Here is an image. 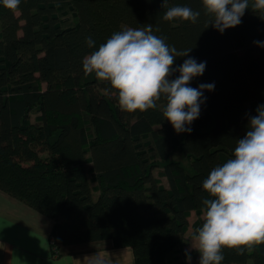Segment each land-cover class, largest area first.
<instances>
[{"label":"trees","instance_id":"obj_1","mask_svg":"<svg viewBox=\"0 0 264 264\" xmlns=\"http://www.w3.org/2000/svg\"><path fill=\"white\" fill-rule=\"evenodd\" d=\"M252 4L221 34L202 0L167 3L199 11L195 24L164 21L162 0H21L15 12L0 3V191L53 219L54 257L60 246L111 240L132 247L136 264H184L172 256L192 212L199 217L192 236L202 226L203 181L233 158L264 105V48L254 43L264 42V16ZM68 12L72 22L62 18ZM147 25L170 47L206 61L189 86L215 87L204 92L191 133L177 134L164 119L163 98L154 109L124 112L104 92L107 82L83 72L84 57L114 32ZM222 254V264H264V245Z\"/></svg>","mask_w":264,"mask_h":264},{"label":"clouds","instance_id":"obj_2","mask_svg":"<svg viewBox=\"0 0 264 264\" xmlns=\"http://www.w3.org/2000/svg\"><path fill=\"white\" fill-rule=\"evenodd\" d=\"M21 0H0L2 5L15 12ZM162 19L166 22L179 20L195 24L200 16L187 6L167 7ZM210 24L223 34L225 30L240 25L249 8V0H202ZM253 11L264 16V0H253ZM158 31V29H157ZM264 48V42L255 41ZM89 48L95 41L86 38ZM192 49L177 50L163 38L153 34L152 25L133 29L123 28L114 32L98 47L84 57L83 72L95 75L110 88L104 92L118 99L121 111L144 112L166 101L163 116L177 134L191 133L190 125L198 119L204 92L214 90V83L190 87L195 77L202 76L205 62H197L189 56ZM177 57H188L178 68H173ZM179 72L177 78L169 77ZM208 198L201 201L202 226L195 230L190 248L186 249L187 264H191V251L199 253V264H222L223 249L236 250L238 255L264 245V105L249 118L248 130L236 142L233 158L214 167L202 183ZM76 264H114L110 254L96 251L92 256L76 260ZM115 264H120L117 258Z\"/></svg>","mask_w":264,"mask_h":264},{"label":"crops","instance_id":"obj_3","mask_svg":"<svg viewBox=\"0 0 264 264\" xmlns=\"http://www.w3.org/2000/svg\"><path fill=\"white\" fill-rule=\"evenodd\" d=\"M53 227V219L0 191V264H76L104 249L114 264L117 258L120 264H136L132 247H116L111 240L60 246V256L54 257Z\"/></svg>","mask_w":264,"mask_h":264},{"label":"rangeland","instance_id":"obj_4","mask_svg":"<svg viewBox=\"0 0 264 264\" xmlns=\"http://www.w3.org/2000/svg\"><path fill=\"white\" fill-rule=\"evenodd\" d=\"M62 18L64 21H68V22H72L74 20V16L71 12L63 14ZM125 28H128V27L125 26ZM36 117H37V114L34 113L32 115V120L34 121V119H36ZM175 156L177 157V159L182 160L181 156L178 153ZM183 163L186 166H188V164H187L188 162L183 161ZM88 167H90V166H88ZM158 173H159V170H157L155 172V176L159 178L160 176ZM161 181L164 185H166V186L168 185L167 180L165 178H161ZM92 185H93V183H92ZM95 198H97V194H95ZM198 218L199 217L197 214H191L190 220H189L190 221V227L187 230L186 234L183 236L182 250L181 249L177 250V252L174 253L172 256V257H177V259L180 260L181 262H183L184 264H187L186 255H185L184 251H186V249L190 248V244L192 243L191 238H192V233H193V227L192 226H193V223ZM192 251H193L194 255L191 254V264H199V259H200L199 253H197L195 250H192ZM174 264H177L176 261L174 262ZM249 264H252V263H249Z\"/></svg>","mask_w":264,"mask_h":264}]
</instances>
